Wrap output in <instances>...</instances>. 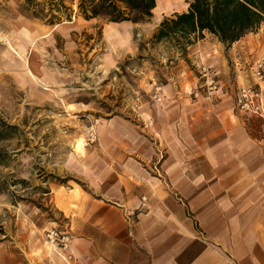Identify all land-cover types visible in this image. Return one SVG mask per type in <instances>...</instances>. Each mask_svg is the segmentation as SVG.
I'll list each match as a JSON object with an SVG mask.
<instances>
[{
    "label": "crops",
    "instance_id": "crops-1",
    "mask_svg": "<svg viewBox=\"0 0 264 264\" xmlns=\"http://www.w3.org/2000/svg\"><path fill=\"white\" fill-rule=\"evenodd\" d=\"M263 54L264 20L230 45L214 36L194 44L191 63L214 66L218 88L193 97L194 75L182 67L156 114L101 123L76 160L82 184L53 195L71 256L34 245L28 261L9 264H264V115L235 105ZM142 196L146 206L130 215Z\"/></svg>",
    "mask_w": 264,
    "mask_h": 264
},
{
    "label": "rangeland",
    "instance_id": "rangeland-1",
    "mask_svg": "<svg viewBox=\"0 0 264 264\" xmlns=\"http://www.w3.org/2000/svg\"><path fill=\"white\" fill-rule=\"evenodd\" d=\"M186 1L158 0L159 15L112 23L84 19L79 0H0L1 264L28 261L34 245L61 252L46 237L50 229L68 230L53 195L82 184L76 160L97 142L101 123L156 114L163 87L182 67L200 84V65L188 52L212 35L193 37L184 48L153 42L160 21L184 10ZM77 142L84 144L80 151Z\"/></svg>",
    "mask_w": 264,
    "mask_h": 264
},
{
    "label": "trees",
    "instance_id": "trees-1",
    "mask_svg": "<svg viewBox=\"0 0 264 264\" xmlns=\"http://www.w3.org/2000/svg\"><path fill=\"white\" fill-rule=\"evenodd\" d=\"M157 0H79L78 13L84 19L103 18L108 22L139 23L153 15ZM186 8L163 18L153 42L172 41L179 48L203 33L230 45L254 32L264 20V0H187Z\"/></svg>",
    "mask_w": 264,
    "mask_h": 264
},
{
    "label": "built area",
    "instance_id": "built-area-1",
    "mask_svg": "<svg viewBox=\"0 0 264 264\" xmlns=\"http://www.w3.org/2000/svg\"><path fill=\"white\" fill-rule=\"evenodd\" d=\"M250 70L253 78L255 79L254 84L240 83L236 87L235 105L237 109L244 113H251L254 115H264V100L262 94V86L264 85V54L253 59L250 64ZM200 75V84L198 82L194 84L192 94L197 96L199 89L202 87L204 93H211L218 88V77L215 70L212 67L201 64L198 68ZM160 87H157L158 91ZM158 94V93H157ZM155 98L159 100V96L155 95ZM147 198L142 196L140 198V204L136 208L129 210V214H135L137 209L146 206ZM49 242L55 244L64 256L68 259L71 255L66 254L69 251L71 245V236L67 231H59L56 229H50L46 234Z\"/></svg>",
    "mask_w": 264,
    "mask_h": 264
},
{
    "label": "bare ground",
    "instance_id": "bare-ground-1",
    "mask_svg": "<svg viewBox=\"0 0 264 264\" xmlns=\"http://www.w3.org/2000/svg\"><path fill=\"white\" fill-rule=\"evenodd\" d=\"M163 9L162 5L160 4V2L158 3L157 7H155L153 9V11H155L158 15L161 13L160 10ZM84 144H82V142H77L76 146H75V151H80L82 149V146Z\"/></svg>",
    "mask_w": 264,
    "mask_h": 264
}]
</instances>
